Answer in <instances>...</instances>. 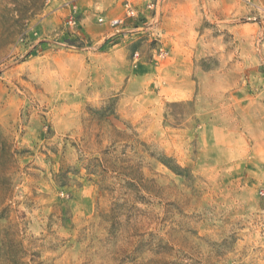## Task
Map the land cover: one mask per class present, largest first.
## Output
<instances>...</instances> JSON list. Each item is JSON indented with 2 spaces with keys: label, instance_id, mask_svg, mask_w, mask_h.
Wrapping results in <instances>:
<instances>
[{
  "label": "rangeland",
  "instance_id": "rangeland-1",
  "mask_svg": "<svg viewBox=\"0 0 264 264\" xmlns=\"http://www.w3.org/2000/svg\"><path fill=\"white\" fill-rule=\"evenodd\" d=\"M0 264H264V0H0Z\"/></svg>",
  "mask_w": 264,
  "mask_h": 264
},
{
  "label": "built area",
  "instance_id": "built-area-1",
  "mask_svg": "<svg viewBox=\"0 0 264 264\" xmlns=\"http://www.w3.org/2000/svg\"><path fill=\"white\" fill-rule=\"evenodd\" d=\"M125 7H126V15L127 16L134 15V10L132 9V7L129 4H127ZM122 21H123L122 19H112V20H110L109 24L111 27H118L122 24ZM67 24L75 25L76 19L73 16H69ZM260 193L263 194L262 191Z\"/></svg>",
  "mask_w": 264,
  "mask_h": 264
}]
</instances>
